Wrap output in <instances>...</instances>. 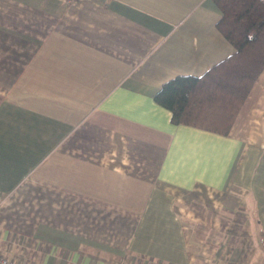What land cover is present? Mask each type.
<instances>
[{
  "label": "crops",
  "instance_id": "crops-1",
  "mask_svg": "<svg viewBox=\"0 0 264 264\" xmlns=\"http://www.w3.org/2000/svg\"><path fill=\"white\" fill-rule=\"evenodd\" d=\"M213 0H0V255L261 264L264 68L228 133L154 95L235 51Z\"/></svg>",
  "mask_w": 264,
  "mask_h": 264
},
{
  "label": "trees",
  "instance_id": "trees-1",
  "mask_svg": "<svg viewBox=\"0 0 264 264\" xmlns=\"http://www.w3.org/2000/svg\"><path fill=\"white\" fill-rule=\"evenodd\" d=\"M213 1L221 11L215 25L235 51L201 75L166 80L154 98L171 111L174 123L228 133L264 68V0ZM260 239L264 248V233Z\"/></svg>",
  "mask_w": 264,
  "mask_h": 264
},
{
  "label": "built area",
  "instance_id": "built-area-1",
  "mask_svg": "<svg viewBox=\"0 0 264 264\" xmlns=\"http://www.w3.org/2000/svg\"><path fill=\"white\" fill-rule=\"evenodd\" d=\"M0 264H20V263L0 255Z\"/></svg>",
  "mask_w": 264,
  "mask_h": 264
}]
</instances>
